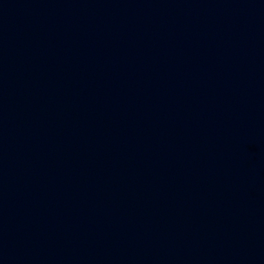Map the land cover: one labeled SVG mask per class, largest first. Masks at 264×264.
<instances>
[{"label": "water", "instance_id": "water-1", "mask_svg": "<svg viewBox=\"0 0 264 264\" xmlns=\"http://www.w3.org/2000/svg\"><path fill=\"white\" fill-rule=\"evenodd\" d=\"M0 264H264V0H0Z\"/></svg>", "mask_w": 264, "mask_h": 264}]
</instances>
